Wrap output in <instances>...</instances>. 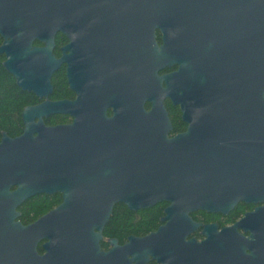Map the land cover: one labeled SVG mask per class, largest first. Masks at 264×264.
<instances>
[{
    "label": "water",
    "instance_id": "1",
    "mask_svg": "<svg viewBox=\"0 0 264 264\" xmlns=\"http://www.w3.org/2000/svg\"><path fill=\"white\" fill-rule=\"evenodd\" d=\"M235 2L241 11L232 20L234 65L209 78L185 62L168 89L165 75L157 74L165 53L154 29L163 31L169 4L180 5L187 26L194 27L199 0H0L3 65L19 87L46 98L23 109L20 135L1 133L4 215L9 204L13 208L34 194L61 195L32 224L47 239L37 264H264V237L256 254L244 251L235 230L212 241L186 239L199 225L191 211L226 213L239 201L263 202L236 224L249 219L264 232V0ZM99 12L135 24L132 90L87 86L73 102L48 99L51 73L68 61L67 46L59 59L52 53L56 30L68 34L73 16L79 24ZM35 39L43 44L33 45ZM167 96L181 104L188 122L185 132L172 137ZM145 101L151 102L149 110ZM54 113L71 114L72 122L45 125L42 117ZM161 201L167 205L154 231L129 235L123 244L111 238L110 248L101 250L115 203L137 210Z\"/></svg>",
    "mask_w": 264,
    "mask_h": 264
},
{
    "label": "flooded vegetation",
    "instance_id": "2",
    "mask_svg": "<svg viewBox=\"0 0 264 264\" xmlns=\"http://www.w3.org/2000/svg\"><path fill=\"white\" fill-rule=\"evenodd\" d=\"M198 4L194 27L187 26L180 5L171 8L169 4L163 31L160 27L154 29L155 43L157 46L163 45L165 53L164 64L157 70V74L165 75L162 84L168 89L174 84V73L180 70L185 62L196 65L198 70L209 76V78L219 72L228 70L234 65L235 38L232 31V20H234L235 13L238 15L241 11L239 3H236L235 0H199ZM243 13L244 15L247 14L245 3H243ZM128 21L126 17L101 15V12H99V14H92L86 18L84 23L79 24L75 22L73 16L68 34H65L61 29H57L54 34L52 53L56 59H59L64 53V47L67 46L65 53L68 61L61 62L51 73L52 90L47 98L50 100L67 99L73 102L81 96L79 92H83L87 86H106L109 93L113 89L118 90L121 94L132 90L136 79L137 41L135 39V24H128ZM131 22H133L132 19ZM1 42L2 37L0 35ZM32 44L40 46L43 43L35 39ZM244 46L247 49L250 46L247 30ZM0 56H2L3 65L5 55L1 53ZM60 69H63L70 93L67 97L54 98L51 96L54 88L53 78ZM67 71L68 75L66 74ZM178 87L180 88V84H178ZM26 91L33 93L35 99L33 102L25 103L22 106L20 111L21 121L22 111L25 107L34 106L46 99L36 95L33 91ZM176 93H181V90ZM163 103L171 123L168 136L172 137L185 132L188 122L183 116L185 112L181 104L174 103L170 96L165 97ZM144 107L149 110L151 102L145 101ZM106 114L107 116L113 114L112 104H107ZM58 115L63 118L62 121L56 120ZM173 116L181 121V128H174ZM72 119L73 115L68 113H54L42 117L45 125L68 124L72 122ZM34 120L37 121V117ZM23 128L22 121L19 133L9 136L20 135ZM15 187L14 184L10 185L8 194ZM1 194L3 195V193ZM37 195L51 194L37 193L30 197ZM28 198L15 204L13 208L9 204L6 215H4L5 202L0 200V264H37L38 259L46 252L44 244L47 239L39 237L36 232H33L32 224L59 203H54L43 212L27 219L24 216V211ZM239 202L245 205L242 210L236 215L230 213ZM239 202L226 213L209 212L203 209L191 211L189 213L190 217L199 225L187 234L186 239L193 237L197 242L212 241L214 238L230 236V232L235 230L243 238L244 251L247 254H256L258 252L257 244L264 237V232L260 228H253L249 219L243 224H236V222L263 202ZM231 227L232 229L226 233L222 231ZM111 238L115 237L104 235L102 230V238L99 242L101 250L107 251L110 248L109 239ZM103 240L106 241L104 245L101 242ZM126 240L127 238L122 242L117 240V243L123 244ZM148 264L160 263L150 260Z\"/></svg>",
    "mask_w": 264,
    "mask_h": 264
},
{
    "label": "trees",
    "instance_id": "3",
    "mask_svg": "<svg viewBox=\"0 0 264 264\" xmlns=\"http://www.w3.org/2000/svg\"><path fill=\"white\" fill-rule=\"evenodd\" d=\"M60 36V34H59ZM0 56V135L5 131L14 136L22 127L20 111L25 103L33 102V93L21 89L14 77L3 67ZM54 88L52 97H67L70 93L66 85L63 69L58 70L53 78ZM60 115L56 120L62 121ZM174 128H181V121L173 116ZM59 193L51 195H37L27 199L24 216L29 219L43 212L50 205L59 203ZM166 202L161 201L147 208L137 210L128 209L123 203H115L108 221L105 223L103 233L106 236L115 237L119 242L124 241L129 235L143 236L155 230L160 224L163 208ZM245 205L239 202L230 213L237 214ZM102 244L106 241H101Z\"/></svg>",
    "mask_w": 264,
    "mask_h": 264
}]
</instances>
